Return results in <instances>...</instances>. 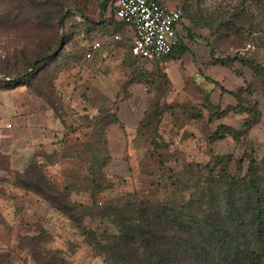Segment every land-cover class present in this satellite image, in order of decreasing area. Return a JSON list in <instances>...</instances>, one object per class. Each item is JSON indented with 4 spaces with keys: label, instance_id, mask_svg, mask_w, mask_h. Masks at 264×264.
Returning a JSON list of instances; mask_svg holds the SVG:
<instances>
[{
    "label": "rangeland",
    "instance_id": "1",
    "mask_svg": "<svg viewBox=\"0 0 264 264\" xmlns=\"http://www.w3.org/2000/svg\"><path fill=\"white\" fill-rule=\"evenodd\" d=\"M241 1L200 2L209 10L214 6L231 10ZM103 3L0 0V122L11 127L13 106L30 97L49 104L65 124V135L54 140L55 146L40 151L36 159L43 162L44 174L57 187H69L70 201L97 209L124 207L141 198L181 207L191 198L204 199L209 186L223 175L244 176L252 159L259 162L264 183V86L258 69L243 67L236 59L232 65L216 64L211 57L206 65L209 77L193 74L192 87L186 88L185 95L180 92V97L173 96L161 75L153 77L148 96L139 92L140 103L130 100L131 96L116 98L112 92L102 97L96 90L98 75L110 70L120 75L122 82L130 77L122 67V57H112L108 72L98 71L97 62L87 64L85 59L97 31L102 30L97 27ZM244 4L245 27L218 32L214 46L224 56L248 54L264 69V0H245ZM65 36L68 40L58 53L36 67L33 80L8 88L7 78L30 70L33 60L56 50ZM153 63L139 59L144 68ZM176 65L171 63V72ZM115 68L118 71L114 72ZM234 75L238 78L232 85ZM238 81L246 89L242 92L244 105L236 110L235 97L222 91V86L237 90ZM157 103L161 115L158 113L148 127L143 125L148 110ZM99 111L104 112L105 122L97 124ZM246 119L257 121L246 129ZM223 125L231 129H222ZM7 163L11 161L0 157V167ZM21 207L24 212L7 218L14 223L10 236L0 230V264H32V251L38 248L31 235L40 234L43 228L48 232L46 248L61 250L68 264H96L98 256L88 246L73 254L68 248L69 239H82L81 230L70 219L37 196L21 200ZM77 209L84 211L81 206ZM84 224L102 230L106 220L89 216Z\"/></svg>",
    "mask_w": 264,
    "mask_h": 264
},
{
    "label": "trees",
    "instance_id": "2",
    "mask_svg": "<svg viewBox=\"0 0 264 264\" xmlns=\"http://www.w3.org/2000/svg\"><path fill=\"white\" fill-rule=\"evenodd\" d=\"M244 2L245 0H242L231 10H221L219 6L210 10L201 7L203 12L208 13L203 18L204 25L214 34L213 38L208 40V45L214 63L232 65L236 59L243 67H255L264 86V69L253 57L241 53L224 56L220 49L214 46L218 32L229 27H245L247 21L244 20ZM261 6L264 8V4ZM67 40L68 37L65 36L56 50L33 60L30 70L16 78H7L8 88H12L17 82L26 83L33 80L36 67L46 57L56 55ZM188 48V44L177 37L171 53L163 60L169 57L180 59ZM130 55L135 56L132 45L127 47L124 61L127 65ZM139 59L135 56L133 62L134 69L138 72L143 68L139 65ZM161 61L154 60L155 68L151 72L149 86L153 83V77L160 75L170 83L167 74L160 67ZM236 72L242 74L241 70ZM244 89L246 86L237 90L222 86V91L235 97L236 110L238 106L244 105ZM155 106L156 108L152 104V108L148 110L146 118L142 120L143 125L148 127L158 113L161 115L158 103ZM96 117L97 124L105 122L104 112L99 111ZM256 121L257 119H246L244 127L249 129ZM230 127L223 125L222 129L229 130ZM258 163L252 159L242 177L221 176L215 184L209 186L204 199L191 198L181 207L163 201L153 202L148 198L137 199L136 202L129 201L124 207L108 205L103 209L78 204L68 199L69 187H57L53 180L44 174L43 165L37 162H32L22 172H16L12 178H7V181L13 188H21L40 196L66 215L81 230L84 241L97 254L102 255L107 264H264V183L258 171ZM79 206L83 207L84 211L78 212ZM109 209L111 212H108ZM89 216L104 218L106 225L102 230L88 227L84 224V219ZM47 233L43 228L40 234L31 235L37 244L35 247L38 248V251H32V264H67L61 250L46 248Z\"/></svg>",
    "mask_w": 264,
    "mask_h": 264
},
{
    "label": "crops",
    "instance_id": "3",
    "mask_svg": "<svg viewBox=\"0 0 264 264\" xmlns=\"http://www.w3.org/2000/svg\"><path fill=\"white\" fill-rule=\"evenodd\" d=\"M108 1L109 4H107V7L105 6L107 2L101 7V18L97 29L102 30L97 31V39L93 41V43L100 41L102 45L96 51L92 59H87L86 56L85 59L87 60V64L97 62L98 71L102 70L108 72L109 69H112L108 67V65L110 66L112 57H122V67L129 71L130 77L122 82L120 75L115 72L118 71L117 68L114 70L115 73L109 70L108 74L103 76L98 75L96 90L102 97L110 95L112 92L116 98L131 96L130 100L134 103H140L141 101L137 98L139 92H141L143 96H148L150 94L148 91V81L152 78L151 72L155 68V62L152 64V67H143L139 72L134 69L135 63L133 62L135 56L130 55L128 65L124 63L127 55V47L129 46L126 43L133 41L134 30L132 26L116 18V0ZM159 1L167 7H181L184 11V17L177 26V35L188 44L189 48L180 59L169 57L165 60L161 59L162 61L160 62V67L167 74L170 81V92L174 94L173 96L180 97L182 95L180 92H184L185 95L186 88L192 87V80H194L193 74L196 76L204 75L209 77L206 65L211 58V48L208 45V40L212 39L214 34L208 26L204 25L203 18H205L208 13L203 12L201 9V7H203V2L201 3L199 0ZM104 11L105 13L103 14ZM115 36H120V38L115 39ZM100 37L101 39H99ZM118 41L120 42V46L116 45ZM100 55L101 58L97 59V56ZM171 63L177 64L174 69L175 71L172 72L170 70ZM85 71L90 73L89 69H85ZM237 78V75L231 77L230 82L232 85L236 83ZM176 83L179 85L176 86ZM237 84V86L240 84V87L243 86V82L238 81ZM224 87L230 90H234L235 88L233 86ZM177 88L180 90H176ZM35 100L37 101L38 99H31L30 97L28 99L25 98L19 100L17 105L13 106L14 109L11 110L13 114L11 127L7 126L8 123L0 122V157L9 162L11 161L10 164L7 163L6 167H0V230L5 231L8 237L10 236V231L14 230V223L11 224L7 218L14 214L24 212V208L21 207V200L31 196H37L38 199L42 201L45 200L32 192H27L21 188H13L12 184L8 183L7 178H12L16 172L26 170L32 162L43 164V162L36 160L39 156V152L49 148L51 145L55 146L54 140H58V138L65 135V124L63 119L57 116L58 114L56 111L43 100H38V102H36L38 106H35ZM50 179L53 180L52 178ZM9 204H12L11 208ZM59 213L66 216L61 212ZM81 237V242H75L71 239L67 241L68 248L72 254L76 253L84 245L93 250V248L84 241L82 235ZM96 255L98 256L95 257L97 260L96 264L106 263L102 255L97 253ZM64 257L68 264V258L66 256Z\"/></svg>",
    "mask_w": 264,
    "mask_h": 264
},
{
    "label": "built area",
    "instance_id": "4",
    "mask_svg": "<svg viewBox=\"0 0 264 264\" xmlns=\"http://www.w3.org/2000/svg\"><path fill=\"white\" fill-rule=\"evenodd\" d=\"M115 16L133 27L132 52L135 56L161 60L171 53L177 40L183 9L167 7L159 0H116ZM101 45L100 41L94 42L86 58L92 59Z\"/></svg>",
    "mask_w": 264,
    "mask_h": 264
}]
</instances>
